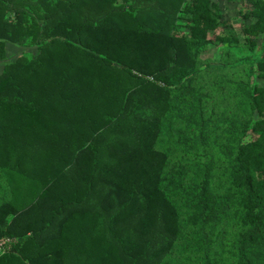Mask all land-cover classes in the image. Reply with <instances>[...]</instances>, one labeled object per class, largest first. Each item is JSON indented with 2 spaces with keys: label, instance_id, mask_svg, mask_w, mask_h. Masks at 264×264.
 <instances>
[{
  "label": "trees",
  "instance_id": "16d2710c",
  "mask_svg": "<svg viewBox=\"0 0 264 264\" xmlns=\"http://www.w3.org/2000/svg\"><path fill=\"white\" fill-rule=\"evenodd\" d=\"M230 1L241 34L216 0H0V264H264V0Z\"/></svg>",
  "mask_w": 264,
  "mask_h": 264
},
{
  "label": "rangeland",
  "instance_id": "374dc122",
  "mask_svg": "<svg viewBox=\"0 0 264 264\" xmlns=\"http://www.w3.org/2000/svg\"><path fill=\"white\" fill-rule=\"evenodd\" d=\"M219 5L223 8L225 20L231 23V26L228 28L229 31L241 34L240 25L243 23L242 16L240 14V7L237 3L230 0H216ZM261 40H264V33L261 36ZM35 50V48L25 47L19 44L9 43L8 45V56H16L18 53H21L25 50ZM221 55V49L218 45H211L205 52H203L204 58H213L216 59Z\"/></svg>",
  "mask_w": 264,
  "mask_h": 264
},
{
  "label": "built area",
  "instance_id": "2783aa9c",
  "mask_svg": "<svg viewBox=\"0 0 264 264\" xmlns=\"http://www.w3.org/2000/svg\"><path fill=\"white\" fill-rule=\"evenodd\" d=\"M12 240L10 238H4L0 240V251H5L7 245L11 242Z\"/></svg>",
  "mask_w": 264,
  "mask_h": 264
},
{
  "label": "crops",
  "instance_id": "0c3cea01",
  "mask_svg": "<svg viewBox=\"0 0 264 264\" xmlns=\"http://www.w3.org/2000/svg\"><path fill=\"white\" fill-rule=\"evenodd\" d=\"M0 253H1V251H0Z\"/></svg>",
  "mask_w": 264,
  "mask_h": 264
}]
</instances>
